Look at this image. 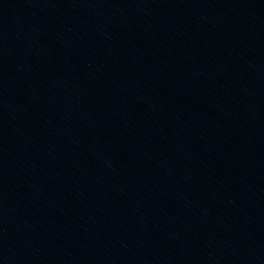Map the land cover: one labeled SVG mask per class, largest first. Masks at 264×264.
<instances>
[{"label": "water", "instance_id": "1", "mask_svg": "<svg viewBox=\"0 0 264 264\" xmlns=\"http://www.w3.org/2000/svg\"><path fill=\"white\" fill-rule=\"evenodd\" d=\"M0 264H264V0H0Z\"/></svg>", "mask_w": 264, "mask_h": 264}]
</instances>
